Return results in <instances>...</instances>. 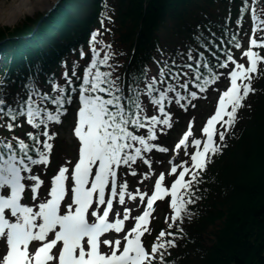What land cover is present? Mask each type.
<instances>
[{"label": "snow or ice", "instance_id": "6c2138e0", "mask_svg": "<svg viewBox=\"0 0 264 264\" xmlns=\"http://www.w3.org/2000/svg\"><path fill=\"white\" fill-rule=\"evenodd\" d=\"M38 3L14 0L10 5L3 0V23H15ZM249 10L247 47L238 41V29L225 27L218 38L194 33L184 48H158L159 57L153 55L151 64L125 75L117 70L121 61L114 59L110 42L93 28L87 39L89 58L79 75L75 59L71 74L60 60L59 79L37 62L20 74V90L9 91L5 72L0 78V125L9 135L0 137V241L5 244L0 264H168L166 256L180 246L184 224L195 215L192 205L203 199L199 186L205 173L228 147L239 111L256 91L252 81L264 73V11L257 9L256 0L251 6L244 0L236 24L243 23ZM105 18L111 19L101 13V27ZM226 40L240 50V58ZM84 56L81 46L79 57ZM41 74L47 88L37 82ZM223 80L228 84L221 88ZM210 89L219 95L201 134H195L190 121L171 149L170 169L157 174L151 154L170 151L158 142V134L173 127L170 107L194 108V101L206 98ZM74 100L78 158H67L48 174L59 135L56 125ZM25 123L30 130L23 135L12 131ZM138 162L148 169L141 180L156 177L151 190L139 184L130 188L127 177L140 171ZM166 199L172 231L165 228L148 245L154 205ZM128 202H136L138 214Z\"/></svg>", "mask_w": 264, "mask_h": 264}, {"label": "trees", "instance_id": "16d2710c", "mask_svg": "<svg viewBox=\"0 0 264 264\" xmlns=\"http://www.w3.org/2000/svg\"><path fill=\"white\" fill-rule=\"evenodd\" d=\"M243 2L59 0L47 15L27 18L15 28H0V78L7 72V90L19 91L20 74L38 62L44 72L59 79L60 60L71 53L73 45L87 46L83 57L87 62V39L93 28L110 42L120 64L129 56L126 75L143 63L151 64L153 55L159 57L158 48L164 52L184 48L194 33H215L217 37L228 27L238 29L239 36L250 20L248 12L243 23L236 24ZM256 6L264 11V0ZM105 12L111 19L105 18L101 27V13ZM75 56L82 59L78 51ZM44 80L41 74L37 82L47 88ZM254 80L256 91L240 109L228 147L205 173V182L199 186L203 199L192 205L195 215L184 224L186 234L180 246L166 256L168 264H264V73ZM26 124L12 131L23 135L29 130ZM8 135L0 125V137ZM62 143L58 141L57 147Z\"/></svg>", "mask_w": 264, "mask_h": 264}, {"label": "rangeland", "instance_id": "374dc122", "mask_svg": "<svg viewBox=\"0 0 264 264\" xmlns=\"http://www.w3.org/2000/svg\"><path fill=\"white\" fill-rule=\"evenodd\" d=\"M14 0H7L8 4H12ZM43 3V6L38 7V9L33 13H27L25 15L20 16L18 19H16L15 23H3V14L0 13V28L2 27H10L15 28L16 26H19L25 19L27 18H35L41 13L47 12L50 8H52L55 5V2L57 0H40ZM246 37H248V33H246ZM248 42V41H247ZM246 42V43H247ZM203 50V49H202ZM226 80H223L220 85H222ZM222 88V87H221ZM219 92L210 90L207 93V97H200V99L194 101L195 107H189L183 114H181L180 118L177 119L175 115L173 117V127L169 129V133L167 140L165 142V146L170 149L168 153H165L163 151L157 150L162 153H157L156 158L153 159V168L155 169L156 173L158 174L160 171H167L169 169L170 163L169 158L172 155L171 149L173 148V144L177 141L180 133L182 130H184L186 126V122L189 120L194 121L195 127H196V135L199 136L201 134V128L202 125L206 122V118L208 115L212 114L214 112V108L216 106L217 102V95ZM73 113L70 116V120L65 121V123L61 126L60 130V137L63 139L62 147L60 149L61 154L63 156V159L71 158V160H74L76 157V137L73 134ZM165 137V136H164ZM57 152H59L57 150ZM148 170L145 168V171ZM141 175L136 178V183L139 184L141 189L150 190V188L153 186L155 176H149L146 179L141 180ZM128 206L133 208V211L138 213L136 211V202H129ZM155 224L153 226L154 230L157 229V227L164 226L163 224H166L168 221V217L170 215V209L168 207L167 201H161L157 204L155 210Z\"/></svg>", "mask_w": 264, "mask_h": 264}, {"label": "bare ground", "instance_id": "6f19581e", "mask_svg": "<svg viewBox=\"0 0 264 264\" xmlns=\"http://www.w3.org/2000/svg\"><path fill=\"white\" fill-rule=\"evenodd\" d=\"M14 2V1H13ZM13 2H12V4H13ZM40 5H42L43 6V3H42V1H40L39 0V3L37 4V6L35 7V10L34 11H32V12H30V13H33V12H35L37 9H38V7H40ZM27 14V13H26ZM25 15V14H24Z\"/></svg>", "mask_w": 264, "mask_h": 264}, {"label": "clouds", "instance_id": "9594fccd", "mask_svg": "<svg viewBox=\"0 0 264 264\" xmlns=\"http://www.w3.org/2000/svg\"><path fill=\"white\" fill-rule=\"evenodd\" d=\"M3 2V0H0V3H2Z\"/></svg>", "mask_w": 264, "mask_h": 264}, {"label": "water", "instance_id": "95a60500", "mask_svg": "<svg viewBox=\"0 0 264 264\" xmlns=\"http://www.w3.org/2000/svg\"><path fill=\"white\" fill-rule=\"evenodd\" d=\"M58 1H59V0H57L56 3H57ZM54 6H55V5H54ZM49 10H51V9H49Z\"/></svg>", "mask_w": 264, "mask_h": 264}]
</instances>
